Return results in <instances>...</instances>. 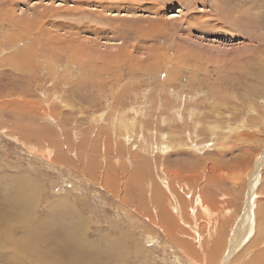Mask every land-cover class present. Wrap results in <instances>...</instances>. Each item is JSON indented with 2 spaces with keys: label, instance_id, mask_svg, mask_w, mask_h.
I'll return each instance as SVG.
<instances>
[{
  "label": "rangeland",
  "instance_id": "1",
  "mask_svg": "<svg viewBox=\"0 0 264 264\" xmlns=\"http://www.w3.org/2000/svg\"><path fill=\"white\" fill-rule=\"evenodd\" d=\"M0 228V264H264V0H0Z\"/></svg>",
  "mask_w": 264,
  "mask_h": 264
},
{
  "label": "bare ground",
  "instance_id": "2",
  "mask_svg": "<svg viewBox=\"0 0 264 264\" xmlns=\"http://www.w3.org/2000/svg\"><path fill=\"white\" fill-rule=\"evenodd\" d=\"M166 147V146H165ZM253 183H254V181H253ZM254 185V184H253ZM251 193H252V191H251ZM254 198L252 197V195H250L249 194V198L247 197V199H246V201L248 200L249 202H251V200H253ZM255 201V200H254ZM201 207L200 208H203V210H204V213L207 215V216H210V212H209V208L205 205V204H203L202 203V201H201ZM250 206V205H249ZM245 215H247V218H245L244 220L247 222V224L248 225H250V224H252V221H251V217H250V213H249V208L246 206L245 207V209H244V216L243 217H245ZM46 226V225H45ZM70 226H72V225H70ZM47 227V226H46ZM16 228V227H15ZM39 228V227H38ZM44 228V227H43ZM71 228V227H70ZM76 228V227H75ZM79 228H81L80 226H79ZM3 228H0V232H1V230H2ZM40 229V228H39ZM38 229V230H39ZM74 229V228H73ZM6 230V229H5ZM46 230H48V229H46ZM53 230V229H52ZM3 231V230H2ZM10 232H11V229L9 230ZM54 231V230H53ZM21 232V231H20ZM19 232V233H20ZM34 232V229H33V231H32V233ZM43 232V231H42ZM65 232V231H64ZM260 232V231H259ZM13 233H14V231H13ZM15 233H17V232H15ZM56 233V232H55ZM18 234V233H17ZM40 234V233H39ZM45 234V233H44ZM13 235V234H12ZM26 235V234H25ZM60 235V234H59ZM74 235H77V234H74ZM247 235V234H246ZM250 235V234H249ZM248 235V236H249ZM259 235V234H258ZM2 236V235H1ZM30 237H31V235H29ZM35 236V235H34ZM79 236V235H78ZM29 237V238H30ZM48 237V236H47ZM52 237V236H51ZM86 237V236H85ZM13 237L12 236H10L9 235V233H8V236L7 237H5L4 238V240L5 241H8V240H10L11 242H10V245H12V248L14 249V253L12 254V256L10 257V259H9V264H13V263H17V264H60V262L59 261H57V260H54L53 258V260L52 259H50L49 257H48V255H46V253H44V254H42L41 252H39L38 251V249L36 248V242L32 239L31 241H26V242H23V241H20V240H16V239H12ZM26 238H28V237H26ZM26 238H25V240H26ZM45 238V237H44ZM246 238H247V236H246ZM40 239V238H39ZM52 239V238H51ZM24 240V239H23ZM43 240V239H42ZM41 240V241H42ZM45 240H46V238H45ZM54 240H56V239H54ZM68 240H70V239H68ZM98 240V239H97ZM52 241V240H51ZM71 241V240H70ZM74 241V240H73ZM55 242V241H54ZM0 243H4V241L3 240H1L0 239ZM42 243V242H41ZM81 243V242H80ZM83 243V242H82ZM107 243H108V241H107ZM1 244V245H2ZM78 244V243H77ZM238 244V243H237ZM10 245H7L8 247L10 246ZM42 245V244H41ZM54 245V244H53ZM52 245V246H53ZM119 245H121V244H119ZM92 246V245H91ZM123 246V245H122ZM1 248H2V246H0ZM37 247H39V246H37ZM76 247V246H75ZM5 248H6V246H5ZM47 248V247H46ZM123 248H124V246H123ZM127 248V247H126ZM4 249V248H3ZM120 249V248H119ZM6 250V249H5ZM9 250V249H8ZM56 250H57V248H56ZM83 250V249H82ZM42 251V250H41ZM120 251V250H119ZM3 252V251H2ZM43 252H45V251H43ZM54 252V251H53ZM78 252V251H77ZM192 252V251H191ZM74 253V252H73ZM112 253V255L115 253H113L112 251L110 252V254ZM60 254V253H59ZM58 254V255H59ZM79 254V253H78ZM115 254H117V253H115ZM115 254H114V256H115ZM55 255V254H54ZM119 255H122L121 253L119 254ZM81 255H79V257H80ZM52 257V256H51ZM78 257V256H77ZM82 257V256H81ZM106 257H108V256H106ZM110 257V256H109ZM118 257H120V256H118ZM117 257V258H118ZM56 258V257H55ZM75 258V257H74ZM111 258H113V257H111ZM121 258V257H120ZM8 259V258H7ZM69 259H71L70 257H69ZM110 259V258H109ZM60 260V259H59ZM79 260H81V259H79ZM78 260V261H79ZM201 260V259H200ZM77 261V260H76ZM64 262V261H63ZM69 262V261H68ZM67 262V263H68ZM100 262H102V261H100ZM109 262V261H108ZM199 262V261H198ZM70 263V262H69ZM104 263H106V262H104ZM65 264V263H64ZM75 264H82L80 261H79V263H75ZM196 264V263H195ZM221 264H223V262L221 263Z\"/></svg>",
  "mask_w": 264,
  "mask_h": 264
},
{
  "label": "water",
  "instance_id": "3",
  "mask_svg": "<svg viewBox=\"0 0 264 264\" xmlns=\"http://www.w3.org/2000/svg\"><path fill=\"white\" fill-rule=\"evenodd\" d=\"M261 164H262V161L260 162V159L256 162V174L254 175V176H251L252 178L250 179V181H253L256 177L255 176H258L259 175V173H260V171H261V169H262V166H261ZM243 214H244V212H243ZM244 219V217H242V220ZM244 221V220H243ZM227 260L225 261V264H227Z\"/></svg>",
  "mask_w": 264,
  "mask_h": 264
}]
</instances>
